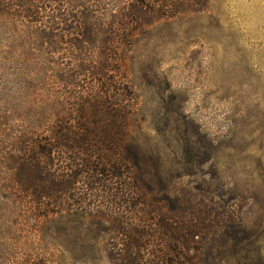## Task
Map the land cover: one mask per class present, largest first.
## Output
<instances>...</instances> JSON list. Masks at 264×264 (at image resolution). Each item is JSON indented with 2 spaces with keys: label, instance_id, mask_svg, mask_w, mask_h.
Returning a JSON list of instances; mask_svg holds the SVG:
<instances>
[{
  "label": "trees",
  "instance_id": "obj_1",
  "mask_svg": "<svg viewBox=\"0 0 264 264\" xmlns=\"http://www.w3.org/2000/svg\"><path fill=\"white\" fill-rule=\"evenodd\" d=\"M206 2L0 0V19L26 28V141L10 155L33 237L52 220H78L84 245L67 244L65 228L59 236L61 255L79 264H207L203 251L247 249L235 205L179 191L128 124L137 103L123 53L136 31Z\"/></svg>",
  "mask_w": 264,
  "mask_h": 264
},
{
  "label": "rangeland",
  "instance_id": "obj_2",
  "mask_svg": "<svg viewBox=\"0 0 264 264\" xmlns=\"http://www.w3.org/2000/svg\"><path fill=\"white\" fill-rule=\"evenodd\" d=\"M14 25L0 19V262L30 264L41 253L47 264H79L61 255L59 236L65 228L67 244L84 245L78 220L44 224L40 240L26 231V183L10 152L26 141L30 68L26 28ZM126 49L137 103L128 124L140 149L179 191L232 202L251 234L246 250L203 251L202 261L264 264V0H207L138 29Z\"/></svg>",
  "mask_w": 264,
  "mask_h": 264
}]
</instances>
